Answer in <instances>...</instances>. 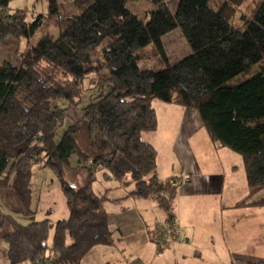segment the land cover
I'll return each instance as SVG.
<instances>
[{
	"label": "trees",
	"instance_id": "1",
	"mask_svg": "<svg viewBox=\"0 0 264 264\" xmlns=\"http://www.w3.org/2000/svg\"><path fill=\"white\" fill-rule=\"evenodd\" d=\"M12 1L0 0V60L59 15L61 28L58 37L45 35L14 61L0 63V237L9 264H83L93 248L114 244L106 199L94 191L101 168L120 186L133 185L135 198L154 200L166 216L165 235L177 240L178 178L156 175L158 152L142 139L158 128L156 100L198 112L211 141L242 156L249 188L264 190V69L253 71L264 61V0L241 29L230 21L244 0L219 8L214 0H179L174 14L166 0H146L152 9L145 20L127 7L139 0H78L70 14L48 0L49 15L32 21L27 10L8 14ZM176 29L192 54L171 65L162 40ZM151 46L162 68L140 67ZM93 75L101 92L57 141ZM73 155L85 174L79 187L65 179ZM40 168L59 179L67 220L35 221L32 178ZM240 206L263 207L264 198Z\"/></svg>",
	"mask_w": 264,
	"mask_h": 264
},
{
	"label": "rangeland",
	"instance_id": "2",
	"mask_svg": "<svg viewBox=\"0 0 264 264\" xmlns=\"http://www.w3.org/2000/svg\"><path fill=\"white\" fill-rule=\"evenodd\" d=\"M58 1L63 4L66 9L64 11L68 14L75 12L74 5L78 0ZM259 1L260 0H244L241 6L235 8V13L230 24L237 29H241L244 25V21L254 14ZM214 2V5L217 6L216 8H219V6L226 2V0H214ZM166 3L174 14L178 9L179 0H166ZM48 7V0H13L9 5L8 14H13L17 10H27L30 17L29 20L32 21L39 15L48 16ZM127 7L143 20L146 19L147 13L152 9L151 4L146 0L130 1L127 3ZM59 16L60 17H57V21L53 19L52 22H48L41 27L30 40H23L19 49L16 47L14 50V47L9 45L10 48L13 49V52H6L3 54L0 63L3 61H14L30 47L35 46L45 35H52L55 38L58 37L61 28V15ZM162 41L168 63L171 65L177 64L192 54L191 47L183 37L180 29H176L172 33L166 35ZM5 49L6 47L2 48V52H4ZM17 49L19 50V53H17ZM153 50H155L154 46L148 47L145 50L148 51L147 55H149V58L140 61L141 68H162L164 66L165 63L161 56L151 55ZM262 69H264V61L255 66L253 71L258 72ZM95 77V75L89 76L85 80V94L83 96V101L80 104V108L74 109L70 112V116L65 125L59 128L57 132V141L60 140L64 132L73 124V122L82 118V109L90 104L92 98L96 97L101 92L100 89L93 88L95 86L90 81V79L93 80ZM239 78L247 79L249 77L240 76ZM102 91L108 93L110 87L102 89ZM59 103L63 104V107L67 106L66 102L59 101ZM153 103V108H156L159 114L161 129L156 134L153 132L144 133L142 139L145 142H149L152 137L156 136L158 142L157 145L160 149V157L162 159L161 166L164 168L163 164L166 162L168 150H163V148L166 149V142L171 135L167 137V133L163 129L162 122L166 116L163 114L165 111L160 110L162 109V106H157L163 105V103L158 100ZM170 107L172 108L176 106L171 105ZM180 113L181 112H178V114ZM80 140L85 150L88 149L89 143L86 131L82 133ZM171 142H173L172 138ZM208 144L211 154L210 157L207 158L205 166L210 172L218 174L221 180L226 182L225 189L222 188L221 195L216 193L213 195H205L201 198L197 197L199 205L192 215L189 214V217H192L191 219L198 223L199 235L208 237V241L212 243L213 249L204 250L201 259H196L194 254L191 255V252H187L185 255L187 257L186 259L181 257L182 255L180 254L179 256L181 259H179L178 264H231V262L234 264L264 263V206L259 208L240 206L244 201L251 203L264 198V190L257 191L249 188L246 167L242 156L230 150H221L218 152L211 146L210 141ZM205 148V145H203L201 148L202 151H205ZM197 159L199 160L200 156ZM69 163L70 167L65 171V179L72 186L79 187L84 182L85 174L82 171L76 170L79 166V162L75 155L70 158ZM105 173H107V171L103 168L96 172L94 188L96 191L95 193L100 197L104 194V182H110L112 184L116 183L113 180L107 181L105 179ZM32 183L34 187L33 209L36 210L35 221L41 222L49 218L52 223H57L58 221L67 220L70 212L59 179L49 169L40 168L35 169ZM178 184L180 185V182H178ZM130 187L133 186L130 185ZM118 196L119 194L114 191L110 195L111 198H117ZM185 201L186 200H182L181 204L183 210L188 214ZM20 221L23 224L28 222L23 219ZM225 230L227 231L226 235L223 234ZM52 234L53 231L50 238L52 237ZM189 239L192 241L191 237H189ZM173 242L175 241H172L171 238L168 237L166 242L159 241L158 243L164 247L163 252L165 251L167 253V249L170 247L169 245ZM71 243V238H68L67 244L70 245ZM132 244L133 246H141V241H137V239L132 240ZM212 245H209V247ZM214 246L217 250H215ZM132 250V252H128L129 257L138 253L136 249L133 248ZM156 251H158L157 248L155 250H151L150 248L142 252V258L146 260L145 264L177 263L172 260L171 252L168 253L171 257L166 255L158 259V256H160L161 253L159 252L160 254L156 255ZM7 252L8 246L0 237V264H9ZM90 255V258H88L89 261H92V259L94 261L95 256H92L93 254ZM98 259L101 260L100 257ZM104 259L107 260L108 257ZM136 260L137 258H130V261L132 262ZM22 264H31V262L27 261Z\"/></svg>",
	"mask_w": 264,
	"mask_h": 264
},
{
	"label": "crops",
	"instance_id": "3",
	"mask_svg": "<svg viewBox=\"0 0 264 264\" xmlns=\"http://www.w3.org/2000/svg\"><path fill=\"white\" fill-rule=\"evenodd\" d=\"M157 106H162L160 110L165 111L163 113L164 116L166 115L162 122L163 129L167 133V137L171 135L170 137L173 139L171 142L169 137L166 142V149L163 148V150H168L166 162L163 164L164 168L161 166L162 159L156 136L147 143L151 144L158 152L156 175L160 179L178 178L180 182L179 192L175 200L177 240L169 245L167 253L163 252L164 247L158 242L161 240L164 242L165 238L168 239L169 236L165 235V230L162 228L166 216L158 204L154 200H141L132 196L134 187H122L117 182L115 184L104 182V194L101 197L106 199L105 209L110 216V230L113 234L114 244L93 248L84 257L83 264H145L146 260L142 258V252L150 248L151 250L158 249L156 255L161 253L158 259L171 252L172 260L178 264L181 257L187 258L185 256L187 252H191V255L194 254L196 259H201L204 250L213 249L208 237L199 235L198 223L194 222L189 214L192 215L199 205L197 197L201 198L216 193L221 195L222 188L225 189L226 182L222 181L218 174L210 172L205 166V162L211 154L208 142L210 141L211 146L218 152L228 149L219 148L211 141L198 112L176 105V107L171 108V104L163 103V105ZM154 110L158 118V128L153 132L156 134L161 129V122L156 108ZM178 112L181 113L178 114ZM203 145L206 147L205 151L201 149ZM199 156L200 159L198 160ZM104 175L107 181L113 180L107 173ZM113 191L119 194L117 198L110 197ZM182 200H186L188 214L183 210ZM53 234L50 238L51 241ZM223 234L226 235L227 231L225 230ZM189 237L192 238V241ZM136 239L141 241V246H133L132 240ZM184 239L186 240L184 241ZM209 245L212 246L209 247ZM160 247H162L161 250H159ZM133 248L138 253L129 257L128 252H132ZM215 250H217L216 247ZM90 254L95 256L94 261L93 259L89 261ZM169 256L171 257V255ZM99 257L101 260L98 259ZM106 257H108L107 260L104 259ZM130 258H137V260L132 262ZM231 264L234 263L231 262Z\"/></svg>",
	"mask_w": 264,
	"mask_h": 264
},
{
	"label": "built area",
	"instance_id": "4",
	"mask_svg": "<svg viewBox=\"0 0 264 264\" xmlns=\"http://www.w3.org/2000/svg\"><path fill=\"white\" fill-rule=\"evenodd\" d=\"M175 233L178 234V228L175 229ZM185 240H186V239H184V241H185Z\"/></svg>",
	"mask_w": 264,
	"mask_h": 264
}]
</instances>
